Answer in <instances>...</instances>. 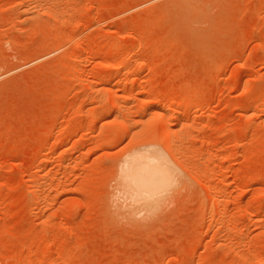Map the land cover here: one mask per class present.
Returning <instances> with one entry per match:
<instances>
[{
  "label": "rangeland",
  "instance_id": "obj_1",
  "mask_svg": "<svg viewBox=\"0 0 264 264\" xmlns=\"http://www.w3.org/2000/svg\"><path fill=\"white\" fill-rule=\"evenodd\" d=\"M173 116L186 181L141 206ZM0 264H264V0H0Z\"/></svg>",
  "mask_w": 264,
  "mask_h": 264
},
{
  "label": "bare ground",
  "instance_id": "obj_2",
  "mask_svg": "<svg viewBox=\"0 0 264 264\" xmlns=\"http://www.w3.org/2000/svg\"><path fill=\"white\" fill-rule=\"evenodd\" d=\"M47 13H49V12H47ZM115 78H116V75L113 71H111L110 73H108L107 75L104 76V79H107L110 81L115 80ZM121 95L122 94L119 95V93H117L116 90L113 92V97L115 98V101L113 103L112 110L114 112H119V111H122L124 109V106L122 105V103L120 101ZM188 107L190 108V105ZM154 111L155 112H153V115H158L160 113V112H157L156 110H154ZM183 111L184 110H182V112ZM178 117L179 116H176V117L173 116L172 119L169 118L170 119L169 122H166L167 124L163 126V128L161 129V132L158 131L159 135H161L160 141L162 142L163 146L165 145L167 147V151L160 148L155 143H148L146 141L141 142L138 140L139 141L138 144H136L135 146L133 145V148H130V150L127 151V153L125 154V158H123V160H122L121 176L123 179L126 180L128 191L131 194V196L133 195V196L137 197L138 200L143 201L144 204L141 203L140 204L141 206L144 205L146 207H154L155 205L159 204L160 200L162 201V199L164 197L166 199V196H168V194L172 191V189L175 185H179V184L186 181L185 180L186 178L184 177L183 173L181 172V170L176 165L177 162L175 164L174 160H172L175 155L179 154L178 151L180 150V149H178V145H177L179 142L176 143L175 139L177 137L176 138L174 137L176 135L175 134L173 135L174 130L172 129V127H173L172 125L175 124L174 122L175 121L177 122L179 120ZM162 121H163V119H162ZM159 123L161 125L164 122L163 123L159 122ZM124 125L127 128L131 129L133 126V118L132 117H126L124 120ZM150 130H151V128H150ZM145 133H143V134L145 135ZM135 135H138V134L135 133ZM147 135H149V134H147ZM146 139H150V137H148ZM177 159H179V158H177ZM204 179H205V177H204ZM38 187H36V188H38ZM36 188H34V190H33L34 195L36 194L35 204H36L37 208H40L41 202H40V198L37 194L38 190ZM213 195H215V194H213ZM165 199L163 201H165ZM215 202H216V200H215ZM143 208H145V207H143ZM136 210H137V207L135 208L134 211H136ZM136 212H134V213H136Z\"/></svg>",
  "mask_w": 264,
  "mask_h": 264
}]
</instances>
